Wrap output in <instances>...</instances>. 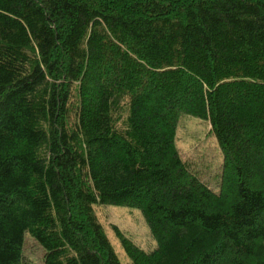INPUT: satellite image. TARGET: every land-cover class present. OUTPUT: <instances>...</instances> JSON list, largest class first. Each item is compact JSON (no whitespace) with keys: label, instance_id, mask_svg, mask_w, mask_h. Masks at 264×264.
Listing matches in <instances>:
<instances>
[{"label":"trees","instance_id":"obj_1","mask_svg":"<svg viewBox=\"0 0 264 264\" xmlns=\"http://www.w3.org/2000/svg\"><path fill=\"white\" fill-rule=\"evenodd\" d=\"M97 205L141 213L131 264H264V0H0V264H120Z\"/></svg>","mask_w":264,"mask_h":264},{"label":"rangeland","instance_id":"obj_2","mask_svg":"<svg viewBox=\"0 0 264 264\" xmlns=\"http://www.w3.org/2000/svg\"><path fill=\"white\" fill-rule=\"evenodd\" d=\"M175 145L181 160L197 161L196 171L202 179H207L208 175L220 171L221 150L208 121L180 116L176 128ZM94 212L120 264L131 263L121 246L115 229L145 252H151L156 248V242L151 237L138 210L120 206L97 205L94 207ZM43 254V249L29 233H25L22 251L23 264H43Z\"/></svg>","mask_w":264,"mask_h":264}]
</instances>
